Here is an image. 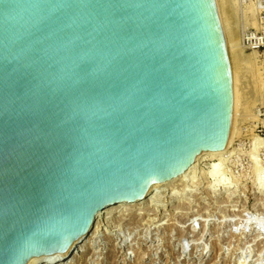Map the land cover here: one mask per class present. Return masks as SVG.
I'll use <instances>...</instances> for the list:
<instances>
[{
  "label": "water",
  "instance_id": "obj_1",
  "mask_svg": "<svg viewBox=\"0 0 264 264\" xmlns=\"http://www.w3.org/2000/svg\"><path fill=\"white\" fill-rule=\"evenodd\" d=\"M233 94L217 0H0V264L225 150Z\"/></svg>",
  "mask_w": 264,
  "mask_h": 264
},
{
  "label": "rangeland",
  "instance_id": "obj_2",
  "mask_svg": "<svg viewBox=\"0 0 264 264\" xmlns=\"http://www.w3.org/2000/svg\"><path fill=\"white\" fill-rule=\"evenodd\" d=\"M222 1L226 12L233 11L224 13L228 28L238 31L234 44L241 48L234 46L244 55L236 76L241 93L238 136L220 164L222 183L205 174L218 160H202L198 182L179 185L175 196L166 191L157 202L160 207L148 203L113 213L98 237L84 242L76 264H264V50L253 53L242 42L244 30L258 26L254 6ZM249 6L255 13L250 19ZM223 182L230 187L225 189ZM146 210L150 214L141 216Z\"/></svg>",
  "mask_w": 264,
  "mask_h": 264
},
{
  "label": "bare ground",
  "instance_id": "obj_3",
  "mask_svg": "<svg viewBox=\"0 0 264 264\" xmlns=\"http://www.w3.org/2000/svg\"><path fill=\"white\" fill-rule=\"evenodd\" d=\"M222 2H223L222 0H218V5H220V15H221V18H222V23H223L224 29H225L226 34H227L228 48H229L231 62H232L233 71H234V75H235L234 94H233L232 125H231L230 135H229V139L227 141L225 150H223V151H203L202 153H200V154H198L196 156L193 164L184 173H182L181 175H179V176H177V177H175V178H173V179H171L169 181L152 184L150 186L149 190H148L147 195L143 199H141L139 201H135V202H121V203H116V204L109 205V206L103 208L102 210H100L96 214L95 220L93 222V225H92L90 231L85 236H82L78 240H75L72 243V245L66 251H64V252H56V253H52V254H49V255L35 256V257H32L31 259H29L26 264H76L77 261L74 262V259L77 257V253H79V251L83 247H85V243L87 245V241H86L87 238H90V240H92L94 238H97L98 234L101 231H103V227L106 225L105 221L109 223L110 221H107V219H109V218L114 216L113 213L120 212L122 210H126L127 211V209L132 208V207H145V205L148 206V203H150L151 206H155V207L159 206L160 207V205H158L157 202H161V200L165 198L164 194H165L166 191L172 190L173 191V195L175 196L176 193H177V190H178L177 187L179 185H181L182 187L185 186L184 182H188V183L192 182L193 184H191V185H194V182H196V180H197L196 179L197 175H198L197 173L199 172L198 169H199V167L201 165L202 160L211 159L212 162H213V160H218V162L215 161V162H213L211 164L210 170L207 171V172L205 171V174L207 176H210V177L216 179L218 183H220V182L222 183V179L220 177H218L219 169H220V166H221L220 164L225 160V158L227 157V154H230L229 153L230 152V148H231L235 138L238 136V131H237V126L236 125H237V120H238V108H239V105H240L239 103H240L241 93L237 90L236 76H237V73H238V70H239V64H240L239 61L242 62L241 59H243V57H244V55H243V57L241 55L242 54L241 53V49H240V51L238 49L239 46L237 44H234L238 40V31H236L235 28H234V30H231V27H230L231 25L228 28V20H227L228 18H226V16H225L226 14L224 13V11L226 12V8H225V5L223 6ZM226 4L230 5V3H227V2H226ZM228 5H226V6H228ZM222 6H223V8H222ZM250 7L251 6H249V11H248L249 14H250L249 15L250 17L247 16V17H249L248 19L252 18L254 16V14H255V13L252 12V10L250 11V9H251ZM231 8L232 7L230 5L229 9H231ZM253 9H255V8H253ZM231 12H233V11H231ZM231 12H228V13H231ZM228 13H227V15H228ZM246 21H247V19H246ZM248 24H250V22H248ZM229 31H231V32H229ZM234 45H237L238 47H235ZM239 48H241V47H239ZM256 51H258V50H256ZM256 51L254 50L253 53H255ZM256 53H258V52H256ZM255 62H256V60H255ZM255 62L252 61L251 62L252 65H255ZM261 81H263V80H261ZM263 98H264V96H263ZM258 139L255 137V140H258ZM259 140H261V139H259ZM254 143H255V141H254ZM260 143H262V141L259 142L258 144L260 145ZM259 145H257V146L253 145L254 149L260 147ZM253 160H254V158H253ZM197 182H198V180H197ZM223 183H224V188L225 189H228L230 187L229 186L230 184L228 182H223ZM187 185L188 184L186 183V186ZM191 187H193V186H191ZM180 190L181 189H179V191ZM186 191H188V190H186ZM262 191H264V186L262 188ZM181 193L184 194L185 192H181ZM177 195H179V194H177ZM153 202H156V203L152 204ZM148 210H150V208H148ZM148 210H146L144 212H140L141 216H142V214H143V216H145L147 214H150L151 211L148 212ZM140 214H139V216H140ZM131 219L134 220V218H131ZM148 220H155V218H152V219L148 218ZM90 240H88V242H91ZM88 245H89V243H88ZM90 245L92 246V243Z\"/></svg>",
  "mask_w": 264,
  "mask_h": 264
},
{
  "label": "built area",
  "instance_id": "obj_4",
  "mask_svg": "<svg viewBox=\"0 0 264 264\" xmlns=\"http://www.w3.org/2000/svg\"><path fill=\"white\" fill-rule=\"evenodd\" d=\"M242 7L252 5L257 13V27L244 30L242 42L250 50H264V0H241Z\"/></svg>",
  "mask_w": 264,
  "mask_h": 264
}]
</instances>
